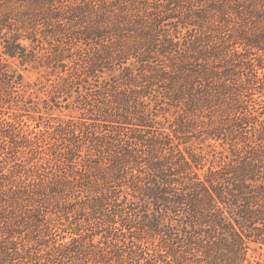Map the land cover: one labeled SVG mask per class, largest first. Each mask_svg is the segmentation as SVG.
Segmentation results:
<instances>
[{"label":"trees","instance_id":"trees-1","mask_svg":"<svg viewBox=\"0 0 264 264\" xmlns=\"http://www.w3.org/2000/svg\"><path fill=\"white\" fill-rule=\"evenodd\" d=\"M0 264H264V0H0Z\"/></svg>","mask_w":264,"mask_h":264},{"label":"rangeland","instance_id":"rangeland-1","mask_svg":"<svg viewBox=\"0 0 264 264\" xmlns=\"http://www.w3.org/2000/svg\"><path fill=\"white\" fill-rule=\"evenodd\" d=\"M11 61L16 65V66H19L21 67V64L19 63L18 60H13L11 59ZM23 68V71H24V75L26 77L27 80L29 81H34L37 79V77L39 76V72L37 70H34L32 68H27L25 69L24 67Z\"/></svg>","mask_w":264,"mask_h":264}]
</instances>
